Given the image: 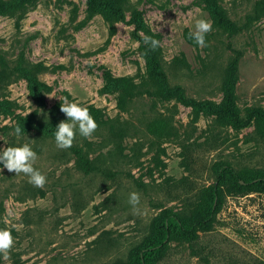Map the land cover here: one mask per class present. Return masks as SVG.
<instances>
[{"label": "rangeland", "instance_id": "1", "mask_svg": "<svg viewBox=\"0 0 264 264\" xmlns=\"http://www.w3.org/2000/svg\"><path fill=\"white\" fill-rule=\"evenodd\" d=\"M13 1L0 0V55L14 62L24 53L28 63L43 65L39 79L51 89L49 109L65 98L93 106L105 121L129 126L132 135L119 152L88 137L92 157H99L108 176L83 174L74 156L50 140L17 137V147L27 143L36 152L33 167L46 182L34 187L24 174L0 166V230L13 239L0 252V264H130L163 209L188 212L215 184L216 163L264 171V141L254 122L234 129L201 115L194 123L191 108L147 97L121 109L117 93L102 92L108 72L137 84L149 81L131 25L140 12L158 37L171 83L184 87L188 98L221 104L224 79L240 53L236 106L243 119L249 109L264 110V17L245 28L258 0H218L240 28L232 38L214 26L205 0H126L125 18L114 23V32L89 11L88 0H22L12 13L3 12ZM201 18L211 23L210 43L196 47L184 34ZM175 59L185 64L174 67ZM0 95L15 105L9 113L0 109L5 149L13 132L7 135L3 128H13L35 105L22 79L0 86ZM153 118L169 119L172 133L162 139L147 135L145 125ZM132 192L139 196L135 211L128 202ZM223 197L213 230L194 243L171 242L158 264H264V194L241 196L225 186Z\"/></svg>", "mask_w": 264, "mask_h": 264}, {"label": "trees", "instance_id": "2", "mask_svg": "<svg viewBox=\"0 0 264 264\" xmlns=\"http://www.w3.org/2000/svg\"><path fill=\"white\" fill-rule=\"evenodd\" d=\"M22 0H14L6 5L3 12H13L15 6ZM126 0H88V9L91 13L99 14L110 24L111 32H114V23L121 22L125 18L124 4ZM213 18V24L222 33H229L232 38L240 28L230 19L227 12L219 5L218 0H205ZM2 4V3H0ZM264 17V0L255 3L253 12L247 17L249 23L258 21ZM131 25L134 27V35L140 43V50L146 62V71L149 81L135 83L127 77H113L111 73L105 75V83L102 92L105 94H118V106L121 109L130 108L140 98L176 100L177 102L191 108L192 121L196 123L201 115L215 117L222 125H229L234 129H242L254 122L255 134L264 141V110L252 108L247 111L245 119L236 106L235 84L240 53L233 59L223 83L224 99L221 104L212 101H197L188 98L186 90L181 85H173L170 76L165 69L160 44L155 49L150 48L143 42L144 36H150L158 41V37L150 31L145 24L143 14L135 12L131 18ZM141 34L142 36H139ZM185 39L193 46L197 45L190 37V32L185 31ZM217 36V35H213ZM206 45L210 38L205 36ZM185 62L175 59L174 67H180ZM44 67L41 64H30L26 61L25 54L21 53L14 62L8 61L0 55V86L6 82L16 79L25 80L30 97L35 105V110L27 116H20L13 128H3L5 134L9 131L13 135L9 137L7 147H17V137H32L33 135L43 140L54 141L55 127L62 121H66V115L61 112V105L53 109L48 108L47 95L50 87L39 79ZM0 109L4 113L11 112L15 107L7 100H1ZM89 114L95 120L97 127L92 137L101 139V144L108 143L119 152L122 142L126 137L132 135L131 128L127 125H116L103 119L102 112L93 107L87 106ZM20 134H16V129ZM145 132L154 139H162L172 133V124L167 118H153L145 125ZM12 137V138H11ZM75 159V164L80 172L85 175L101 173L108 176V172L98 165L99 157H92L95 154L93 143L88 138L76 134L73 144L67 149ZM215 184L204 189L198 201L188 212H175L163 209L151 225L150 235L134 250V257L130 264H158L168 253L169 245L173 241H184L194 243L198 241L201 234L213 230L217 215L220 213L223 204V188L229 186L231 191L241 196L251 194H264V171L253 172L249 169L237 170L229 163H216L213 166Z\"/></svg>", "mask_w": 264, "mask_h": 264}, {"label": "clouds", "instance_id": "3", "mask_svg": "<svg viewBox=\"0 0 264 264\" xmlns=\"http://www.w3.org/2000/svg\"><path fill=\"white\" fill-rule=\"evenodd\" d=\"M211 30V23L206 19H198L195 22L194 29L190 33L191 39L199 47H205V36ZM143 42L150 48L155 49L158 41L150 36H144ZM67 120L60 122L55 127L54 141L59 149H68L73 144L76 134L88 138L95 131L97 124L89 114L87 108L80 106L76 102L68 101L66 98L60 107ZM16 134H20L17 128ZM37 159V154L27 143L18 147H7L0 149V166L6 168L9 172H15L16 175L24 174L28 182L34 187H41L46 182V177L36 168L33 167ZM129 204L136 210L139 204V196L132 192L129 195ZM13 243L12 236L7 230H0V252H6ZM6 258V257H5Z\"/></svg>", "mask_w": 264, "mask_h": 264}]
</instances>
